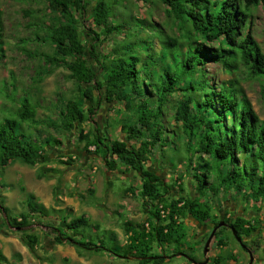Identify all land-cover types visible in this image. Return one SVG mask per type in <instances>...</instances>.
I'll use <instances>...</instances> for the list:
<instances>
[{"label": "trees", "instance_id": "1", "mask_svg": "<svg viewBox=\"0 0 264 264\" xmlns=\"http://www.w3.org/2000/svg\"><path fill=\"white\" fill-rule=\"evenodd\" d=\"M125 1L128 0H97L89 13L100 29V32L92 30V41L99 40L101 35L108 38L116 33L125 38L103 58L91 45L90 57L96 64L88 61L87 44L75 26L76 15L86 14L87 0H49L54 11L67 17L66 22L51 31L50 37L58 53L74 57L67 67L81 94L69 98L59 111L67 129L83 123L103 103L95 95V89H103L104 100L117 103L119 109L123 107L136 113V122L123 124L121 128L125 138L136 143L128 144L121 138L107 141L96 131L87 146L94 144L96 154L111 170L121 162L137 172L144 204L154 207L148 217L149 227L137 230L127 223L129 242L122 246V253L84 241L80 226L91 222L85 216L70 220V224L81 221L74 230L67 221L59 223L62 226L56 228V241L133 257L138 264H164L166 258L155 252L154 244L160 248L174 244L175 251L180 253L178 249L185 234L180 232L178 219L187 211L200 222H208L211 209L203 197L209 190L248 192L255 200H264V123L245 95L239 78L214 87L206 71V65L214 62L231 72L245 70L251 77L264 81V52L251 29L254 9L264 7V0H155L166 7L177 26L172 33L164 24L145 18L118 17L116 9ZM2 39L0 23V59ZM213 42L217 45L209 47ZM2 87L0 93L17 106L0 117V171L17 160L35 166L43 149L53 148L61 140L49 137L43 141L37 131L30 130L31 125L38 123L40 99L28 94L18 100L15 92L3 90L7 84ZM86 101L91 106L85 111ZM154 150L162 152V158L172 154L176 163H185L187 170H193L198 197L166 198L170 186L146 167ZM3 186L0 183V188ZM4 199L0 193V210L9 226L23 229L31 225L32 215L21 212L12 216ZM28 207L31 214L47 216L48 210L34 196L28 201ZM228 223L232 235L241 242L255 229L242 218ZM35 243L36 238L28 235L27 244L33 252ZM1 261L8 260L0 251Z\"/></svg>", "mask_w": 264, "mask_h": 264}, {"label": "rangeland", "instance_id": "2", "mask_svg": "<svg viewBox=\"0 0 264 264\" xmlns=\"http://www.w3.org/2000/svg\"><path fill=\"white\" fill-rule=\"evenodd\" d=\"M87 1L86 14L76 15L75 26L87 44L88 61L96 64L90 57L91 45L95 47L94 52L103 58L125 38L123 34L116 33L108 38L101 35L99 40L92 41V30L100 32L89 18L97 0ZM116 10L118 17L145 18L156 24H164L169 33L177 30L166 7L155 0H128ZM72 12L76 14L74 10ZM66 21V16L49 6V0H0L3 30L0 88L7 84L3 90L15 92L18 100L28 94L40 99L38 123L31 125L30 130L37 131L43 141L49 137L61 140V144L43 149L37 165L17 160L0 171V183L4 185L0 193L6 198L4 200L10 214L17 216L26 212L33 216L31 225L17 229L6 223L5 215L0 210V248L8 260L0 264H138L133 257L124 258L109 251L96 252L94 249L77 248L69 241H56V228L62 226V221H67L74 230L81 222L75 223L77 216H85L91 222L80 226L84 241L122 253V246L129 242L130 233L126 224L130 223L137 230L142 226L148 228V217L154 209L144 204V198L140 195L141 179L134 169L118 162L116 169L111 170L96 154V146H87L96 131L107 141L121 138L128 144L136 143V140L125 138L121 129L123 124L136 122L135 112L123 107L119 109L117 103L104 100L103 89H95V95L103 99L100 107L73 129H67L62 122L59 111L66 101L81 96L67 67L74 57L58 53L50 37L51 31ZM251 29L264 52L262 5L254 9ZM215 45L217 42L208 46ZM206 71L214 87L220 82L239 78L245 95L264 123V81L251 77L245 70L231 72L214 62L206 65ZM90 103H83L85 111L91 106ZM16 106L4 93H0V117ZM226 123L230 124V120L226 119ZM161 153L154 150L146 167L170 186L166 198L198 197V182L192 177L193 170H187L185 163H176L172 154L162 158ZM32 196L48 210L46 217L29 212L28 201ZM203 201L211 209L208 222H200L187 211L182 212L178 219L180 232L185 234L181 249H178L180 253L175 251L174 244H166L162 248L154 244L155 252L165 256L164 264H264V200H255L248 192L232 190L215 193L209 190ZM182 205L181 202L179 206ZM64 217L71 219L64 220ZM237 218L249 221L255 227L251 236L244 237L242 242L232 235L228 223ZM72 219L75 221L70 224ZM217 222L224 224L217 227L205 254L206 242ZM28 235L36 238L35 252L27 244ZM247 249L251 251L253 259ZM75 253L82 256V261L75 260Z\"/></svg>", "mask_w": 264, "mask_h": 264}, {"label": "water", "instance_id": "3", "mask_svg": "<svg viewBox=\"0 0 264 264\" xmlns=\"http://www.w3.org/2000/svg\"><path fill=\"white\" fill-rule=\"evenodd\" d=\"M222 224H224V223H223V222H220V224H219L218 226H220V225H222ZM216 229H217V227L213 229V231L211 232V234H210V236H209V238H208V240H207V242H206L205 249H204V253H205V254H206V253L208 252V250H209V245H210V242H211V240H212V237H213V235H214ZM239 240H240V239H239ZM250 254H251V258L253 259L251 251H250Z\"/></svg>", "mask_w": 264, "mask_h": 264}, {"label": "crops", "instance_id": "4", "mask_svg": "<svg viewBox=\"0 0 264 264\" xmlns=\"http://www.w3.org/2000/svg\"><path fill=\"white\" fill-rule=\"evenodd\" d=\"M2 195H4V194L2 193ZM5 199H6V198H5ZM5 205H6V202H5ZM6 206H7V205H6ZM7 207H8V206H7ZM0 241H1V239H0ZM1 242H2V241H1ZM0 251H1V248H0ZM23 253H24V252L21 251V254H22V255H24ZM74 258H75V260H79V259H80V260L82 261V256H81V255H78L77 253H75ZM25 259H26V257L24 256V259H23V262H24V263H25Z\"/></svg>", "mask_w": 264, "mask_h": 264}, {"label": "flooded vegetation", "instance_id": "5", "mask_svg": "<svg viewBox=\"0 0 264 264\" xmlns=\"http://www.w3.org/2000/svg\"><path fill=\"white\" fill-rule=\"evenodd\" d=\"M246 248V247H245ZM247 251L249 252L250 250L249 249H247Z\"/></svg>", "mask_w": 264, "mask_h": 264}]
</instances>
